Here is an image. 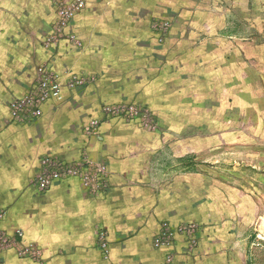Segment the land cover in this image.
<instances>
[{
    "label": "crops",
    "instance_id": "1",
    "mask_svg": "<svg viewBox=\"0 0 264 264\" xmlns=\"http://www.w3.org/2000/svg\"><path fill=\"white\" fill-rule=\"evenodd\" d=\"M56 12V0H0V228L22 230V242L43 252L36 262L0 250V264H109L101 229L113 264H169L154 246L163 221L200 225L198 248L186 253L180 237L170 264H201L213 229L167 209L155 173L166 149L152 145L159 133L118 118L104 119L95 136L85 128L107 104L137 103L156 123L183 124L198 121L190 108L214 100L215 91L247 104L263 98L253 90L256 81L264 86V70L254 65L264 60V0H85L66 39L46 47ZM158 22L171 24L163 40ZM43 64L61 75L62 98L36 120L15 122L10 103L31 90ZM85 153L106 163L105 192L78 178L46 192L32 185L43 157L71 162Z\"/></svg>",
    "mask_w": 264,
    "mask_h": 264
},
{
    "label": "rangeland",
    "instance_id": "2",
    "mask_svg": "<svg viewBox=\"0 0 264 264\" xmlns=\"http://www.w3.org/2000/svg\"><path fill=\"white\" fill-rule=\"evenodd\" d=\"M254 65L264 70V60ZM255 94L264 96L258 81ZM224 95L190 108L198 121L142 127L158 132L152 145L166 149L155 173L167 209L213 229L201 264H264V97L247 104Z\"/></svg>",
    "mask_w": 264,
    "mask_h": 264
},
{
    "label": "built area",
    "instance_id": "3",
    "mask_svg": "<svg viewBox=\"0 0 264 264\" xmlns=\"http://www.w3.org/2000/svg\"><path fill=\"white\" fill-rule=\"evenodd\" d=\"M57 12L52 24V30L44 40L49 47L66 39L69 24L85 5V0H56ZM170 22H158L156 28L161 31L163 40L169 29ZM76 81L73 82L75 84ZM63 80L61 75L47 64L38 67V75L31 90L24 96L10 103V116L18 123L36 120L43 115L44 105L49 101L62 98ZM102 118H90L85 128L87 136H95L104 119L118 118L130 122H139L141 126L153 127L155 119L153 112L137 103L107 104L102 108ZM109 170L105 162L91 159L86 153L76 161L47 155L41 159L40 170L34 175L32 185L40 192H46L54 183L70 178H78L88 190L96 193L105 192L109 188ZM0 213V217H2ZM200 225L196 222L172 223L163 221L154 239V246L166 250V262L172 263L176 256V244L180 237L185 240V252L193 253L199 246ZM22 230H16L12 235L0 228V250L16 249L20 257L36 262L42 261V248L37 243H24ZM99 245L109 264L110 245L108 232L101 229L98 234Z\"/></svg>",
    "mask_w": 264,
    "mask_h": 264
}]
</instances>
